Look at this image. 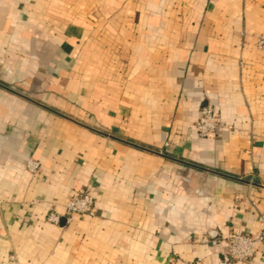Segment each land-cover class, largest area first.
I'll return each mask as SVG.
<instances>
[{"label":"crops","instance_id":"crops-1","mask_svg":"<svg viewBox=\"0 0 264 264\" xmlns=\"http://www.w3.org/2000/svg\"><path fill=\"white\" fill-rule=\"evenodd\" d=\"M262 34L264 0H0V264H244L225 250L264 213ZM84 191L95 214L67 215Z\"/></svg>","mask_w":264,"mask_h":264},{"label":"built area","instance_id":"built-area-1","mask_svg":"<svg viewBox=\"0 0 264 264\" xmlns=\"http://www.w3.org/2000/svg\"><path fill=\"white\" fill-rule=\"evenodd\" d=\"M258 47L264 48V34L259 36ZM220 123L216 120L212 105H206L202 109V114L196 122L197 131L201 136H207L217 131ZM26 168L29 172L37 175L40 173L42 165L40 161L29 158L26 163ZM96 211L95 196L88 192L75 193L66 204L67 215H94ZM48 220L54 223H59L61 216L59 213L52 212L48 215ZM259 228L255 232H244L241 229L234 231L227 238V248L225 255L232 261L250 264L254 258L261 253L264 255V213L258 216ZM203 241L207 237L202 238ZM189 264H201L200 259L190 261Z\"/></svg>","mask_w":264,"mask_h":264}]
</instances>
